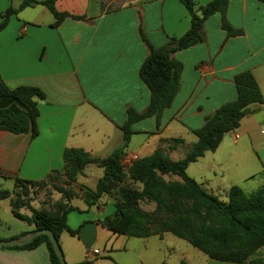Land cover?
Masks as SVG:
<instances>
[{
	"label": "crops",
	"instance_id": "0c3cea01",
	"mask_svg": "<svg viewBox=\"0 0 264 264\" xmlns=\"http://www.w3.org/2000/svg\"><path fill=\"white\" fill-rule=\"evenodd\" d=\"M23 1L0 0V14ZM193 1L204 6L213 0ZM55 8L83 19L69 17L55 26L54 16L39 5L12 16L0 33V75L5 85L11 90L36 87L45 94L38 101L37 137L0 131V191H13L16 179L43 181L62 170L66 149L84 150L97 158L120 149L128 111L143 114L150 104L151 93L140 70L151 49L164 48L191 27V16L180 0H126L111 10L105 0H55ZM226 17L242 35L228 38L217 13L206 20L202 42L173 54L183 66L179 90L159 119L132 125L134 135L122 161L127 169L159 148L175 161L185 158L197 142L193 131L222 105L237 99L238 74L252 72L264 97V3L229 0ZM10 104L0 99V108ZM251 109L253 113L224 136L215 152L187 169L188 176L224 197L223 202H228L232 186L247 194L264 187V105ZM175 139L183 142H169ZM103 176L104 169L91 164L69 187L75 194L71 204L79 211L70 213L67 222L79 233L60 235L66 264H236L196 253L172 240L170 233L142 239L106 229L100 221L114 214V199L104 195L88 206L82 190H94ZM34 230V224L14 217L9 198L0 200L1 240ZM257 259L264 261V250ZM0 264L51 262L48 249L41 245L33 250L0 247Z\"/></svg>",
	"mask_w": 264,
	"mask_h": 264
},
{
	"label": "trees",
	"instance_id": "16d2710c",
	"mask_svg": "<svg viewBox=\"0 0 264 264\" xmlns=\"http://www.w3.org/2000/svg\"><path fill=\"white\" fill-rule=\"evenodd\" d=\"M180 1L191 16V27L183 37L171 38L164 48L151 49L140 70V78L151 93L150 104L143 114L133 109L128 111L127 121L121 127L123 146L106 158L93 157L80 149H66L62 170L54 171L43 181L16 179L13 191H0V200L9 198L15 218L34 224L37 230H50L58 242L63 232L76 236L79 231L70 229L67 222L70 213L79 211L71 204L75 194L69 187L89 165L95 164L104 169V176L94 190L82 187L84 200L92 206L104 195L114 199V214L100 221L111 232L142 239L170 233L216 261L264 264L257 259L258 253L264 250V187L247 194L240 186H232L228 191V202H223L187 174L192 163L208 152H215L224 136L240 127L242 120L253 113L251 106L264 105L262 91L252 72L246 71L235 77L237 99L222 105L206 119L203 127L193 131L197 142L185 158L175 161L167 150L159 148L152 155L135 161L127 170L122 165L134 135L132 125L150 117L159 119L163 111L170 108L179 90L183 66L173 59V54L202 42L206 20L217 13L222 15V28L228 38L242 35V31L234 30L227 21L229 0H213L204 6H198L193 0ZM258 1L264 3V0ZM39 5L54 16L55 26L69 17L83 19L59 13L55 0H24L18 8L0 14V33L12 16ZM0 99L11 102L10 106L0 108V131L37 137L38 101L45 99L43 91L36 87L11 90L0 75ZM169 142L176 145L183 141ZM171 177H178L179 181L168 179ZM47 181L62 183L54 188L64 197L63 202L49 210L32 209L31 216L22 214L27 204L23 197L15 196L17 190H23L26 196L29 188L41 187ZM144 202L154 204V209H142ZM41 245L48 249L51 264H61L46 235L11 249L33 250Z\"/></svg>",
	"mask_w": 264,
	"mask_h": 264
},
{
	"label": "rangeland",
	"instance_id": "374dc122",
	"mask_svg": "<svg viewBox=\"0 0 264 264\" xmlns=\"http://www.w3.org/2000/svg\"><path fill=\"white\" fill-rule=\"evenodd\" d=\"M105 3L108 6V9L111 10V9H116V8L121 7L123 4L126 3V0H105ZM46 13H47V15H49L51 17V14H49V12H46ZM124 168L127 169L125 166H124ZM259 177H262V174H259ZM168 179L174 180L172 177L168 178ZM54 185L60 186V185H62V183L57 182V183L53 184L51 181H47L41 187L35 186V187L29 188L28 194H26V196H24L23 190H17L18 193H16L15 196L17 198L23 197L22 199L27 204L26 209H24L23 211L30 213V211L32 209H35V210L48 209L49 210V209H52L56 205V203L63 202V200H64V197L55 190ZM260 189H261V187H260ZM218 198H220L221 200L225 199L224 197H218ZM141 208L144 210L151 211L153 208V205L144 202L141 204ZM18 223H21V222H18ZM171 239L174 241H177L178 243H181L182 245L188 247L189 249H192V251H194L196 253H200L201 255H204L199 250L191 247V245H189L187 242H185V241H183V240H181V239H179L173 235L171 236ZM164 254L166 255V252H164Z\"/></svg>",
	"mask_w": 264,
	"mask_h": 264
},
{
	"label": "water",
	"instance_id": "95a60500",
	"mask_svg": "<svg viewBox=\"0 0 264 264\" xmlns=\"http://www.w3.org/2000/svg\"><path fill=\"white\" fill-rule=\"evenodd\" d=\"M41 235H46L51 244L52 247L56 253V255L58 256L61 264H66L65 262V258H64V254L63 251L61 249V246L58 242V239L55 237V235L47 229H40V230H34L32 232H29L17 239H13V240H9V241H5V240H1L0 239V247H6V248H11V247H22L25 246L26 244H28L29 242H31L32 240H34L35 238L41 236Z\"/></svg>",
	"mask_w": 264,
	"mask_h": 264
}]
</instances>
